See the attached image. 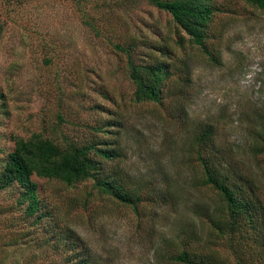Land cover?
<instances>
[{"label": "rangeland", "instance_id": "obj_1", "mask_svg": "<svg viewBox=\"0 0 264 264\" xmlns=\"http://www.w3.org/2000/svg\"><path fill=\"white\" fill-rule=\"evenodd\" d=\"M213 2L220 11L205 47L219 53V65L143 0H0V162L12 136L108 144L120 157L102 164L104 172L144 198L136 215L95 190L87 199L91 182L70 189L33 176L38 214L49 216L34 234H26L34 217L25 222L20 208L0 220L13 223L0 244L4 264H73L75 251L65 243L77 242L96 264H178L171 258L185 249L215 264H235L238 246L245 258L262 254L257 235L247 241L238 233L233 250L213 230L225 208L203 185L197 152L216 180L233 186L239 179L264 208V153H256L264 148V11L242 0ZM113 44L134 45L137 65L167 64L161 104L134 102L127 59ZM207 129L211 140L201 145ZM18 196L15 187L0 192V206ZM59 234L69 237L58 251Z\"/></svg>", "mask_w": 264, "mask_h": 264}, {"label": "trees", "instance_id": "obj_2", "mask_svg": "<svg viewBox=\"0 0 264 264\" xmlns=\"http://www.w3.org/2000/svg\"><path fill=\"white\" fill-rule=\"evenodd\" d=\"M154 6L160 11L168 13L175 26L184 32L190 40V43L201 49L208 59L216 65L221 63L219 53L215 55L205 47V41L208 38L209 26L212 23L213 16L220 9L216 8L213 0H143ZM244 3L264 11V0H242ZM85 24L93 31L96 30L91 21ZM2 26L0 25V32ZM97 35V31L95 32ZM176 44L182 47V39L176 40ZM113 48L124 54L127 59L129 78L135 86L134 102L135 103H154L161 104L162 88L170 77V70L167 64L162 60H154L147 66H140L134 63L132 59V49L134 45L121 46L113 44ZM164 46V45H163ZM159 48L160 55H166L165 47ZM0 101L4 102V95L0 94ZM114 126V125H112ZM98 132H102L99 128ZM13 149L8 152L0 162V192L15 187L19 196L16 198L14 205L0 206V220L13 215L16 211L22 209L21 216L26 221L34 217L29 223L30 230L26 234H34L37 231V223L49 214H38L42 206V200L38 196V186L32 180L35 176L47 181H56L67 188L75 189L80 184L91 182V191L86 194L87 199L91 198L93 191L108 197L118 204L130 207L138 215V207L143 201L140 193L131 191L122 184L115 173H105L102 164L115 161L120 157L117 149L110 147L108 144L88 143L77 144L72 141H65L59 145L52 139L43 136L40 133L32 134L28 139L12 136ZM211 140V131L204 130L199 137L201 145L208 144ZM256 153H264V148L256 150ZM197 161L201 165L204 173L203 185L211 187L221 198L225 208V219L222 222L212 223L214 231L221 236L227 235L229 246L233 249L232 244L240 243L233 237L245 236L246 240H251L252 236H258L261 246V253L254 252L252 256H241L239 246L235 248L238 257L235 264H264V208L258 201L257 197L246 192L249 190L246 185L228 186L224 181H218L213 177L208 162L197 152ZM249 194L250 197H246ZM14 208V209H13ZM8 216V218H9ZM9 220V219H8ZM0 244L5 232L12 230V221H6L5 227L0 223ZM3 235V236H2ZM69 237L61 234L54 238L52 248L58 250L56 246L60 240ZM77 242V241H76ZM26 244V242H23ZM78 243V242H77ZM77 243H65L69 245L72 251L73 264H96L92 263L88 250L79 247ZM71 246V247H70ZM77 252V253H76ZM262 255V256H261ZM37 254H32L26 258V262L34 261ZM171 260L178 264H215L212 256L199 258L195 254L187 253L186 249L179 255L172 257ZM0 260V264H4ZM7 264V263H5Z\"/></svg>", "mask_w": 264, "mask_h": 264}]
</instances>
